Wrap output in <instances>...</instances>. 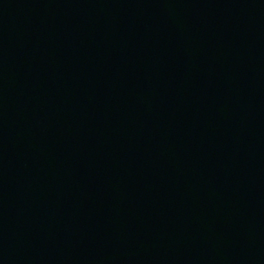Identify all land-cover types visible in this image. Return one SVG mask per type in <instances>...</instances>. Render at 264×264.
<instances>
[{"label": "water", "instance_id": "water-1", "mask_svg": "<svg viewBox=\"0 0 264 264\" xmlns=\"http://www.w3.org/2000/svg\"><path fill=\"white\" fill-rule=\"evenodd\" d=\"M0 264H264V0H0Z\"/></svg>", "mask_w": 264, "mask_h": 264}]
</instances>
